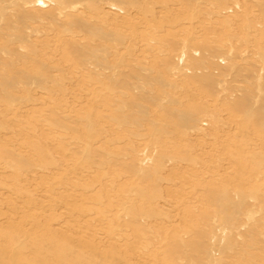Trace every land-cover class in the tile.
<instances>
[{"label":"rangeland","instance_id":"obj_1","mask_svg":"<svg viewBox=\"0 0 264 264\" xmlns=\"http://www.w3.org/2000/svg\"><path fill=\"white\" fill-rule=\"evenodd\" d=\"M34 259L264 264V0H0V264Z\"/></svg>","mask_w":264,"mask_h":264},{"label":"bare ground","instance_id":"obj_2","mask_svg":"<svg viewBox=\"0 0 264 264\" xmlns=\"http://www.w3.org/2000/svg\"><path fill=\"white\" fill-rule=\"evenodd\" d=\"M23 261V260H22ZM40 260H37V259H34V260H30V263L31 264H36V263H39ZM24 264H29V263H24ZM45 264H55V263H51L50 260H45ZM60 264H63V262H61Z\"/></svg>","mask_w":264,"mask_h":264}]
</instances>
